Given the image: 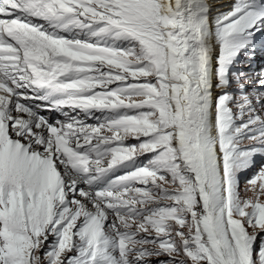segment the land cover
Listing matches in <instances>:
<instances>
[{"label":"snow or ice","instance_id":"snow-or-ice-1","mask_svg":"<svg viewBox=\"0 0 264 264\" xmlns=\"http://www.w3.org/2000/svg\"><path fill=\"white\" fill-rule=\"evenodd\" d=\"M264 0H0V264H264Z\"/></svg>","mask_w":264,"mask_h":264},{"label":"bare ground","instance_id":"bare-ground-1","mask_svg":"<svg viewBox=\"0 0 264 264\" xmlns=\"http://www.w3.org/2000/svg\"><path fill=\"white\" fill-rule=\"evenodd\" d=\"M246 59L247 58L245 57V60ZM243 67L248 69L245 72L246 82L251 80L254 83L257 79H259V74L264 72V39H257L256 55L251 62L247 59V62Z\"/></svg>","mask_w":264,"mask_h":264},{"label":"rangeland","instance_id":"rangeland-1","mask_svg":"<svg viewBox=\"0 0 264 264\" xmlns=\"http://www.w3.org/2000/svg\"><path fill=\"white\" fill-rule=\"evenodd\" d=\"M247 62V59L245 60V58H243V62L240 65V69L245 73L248 69L243 67Z\"/></svg>","mask_w":264,"mask_h":264}]
</instances>
